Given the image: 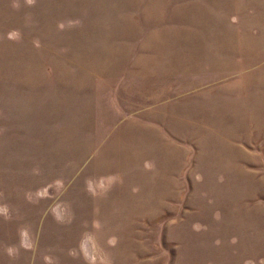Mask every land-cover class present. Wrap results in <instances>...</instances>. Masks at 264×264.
Returning <instances> with one entry per match:
<instances>
[{"label":"rangeland","instance_id":"374dc122","mask_svg":"<svg viewBox=\"0 0 264 264\" xmlns=\"http://www.w3.org/2000/svg\"><path fill=\"white\" fill-rule=\"evenodd\" d=\"M0 264H264V0H0Z\"/></svg>","mask_w":264,"mask_h":264},{"label":"clouds","instance_id":"9594fccd","mask_svg":"<svg viewBox=\"0 0 264 264\" xmlns=\"http://www.w3.org/2000/svg\"><path fill=\"white\" fill-rule=\"evenodd\" d=\"M26 2L31 5L35 2V0H26Z\"/></svg>","mask_w":264,"mask_h":264}]
</instances>
